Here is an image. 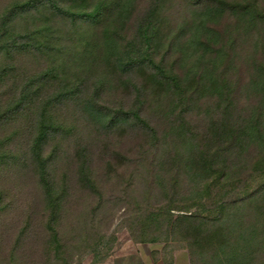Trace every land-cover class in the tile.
Masks as SVG:
<instances>
[{"label": "trees", "instance_id": "16d2710c", "mask_svg": "<svg viewBox=\"0 0 264 264\" xmlns=\"http://www.w3.org/2000/svg\"><path fill=\"white\" fill-rule=\"evenodd\" d=\"M175 1L153 0L135 19L139 0H0L1 82L17 57L49 58L36 74L11 76L13 85L0 91V122L29 111L44 90L41 81L59 84L37 108L28 151L47 212L45 264H71L64 257L71 247L61 241L69 188L66 180L55 186L53 156L44 152L64 128L49 105L73 99L88 81L95 95L132 91L134 102L116 113L94 99L85 112L103 128L129 122L144 129L154 158L169 167L158 205L136 213L133 242H173L190 264H264V0H187L173 13ZM66 36L69 43L56 46ZM77 158L79 184L100 198L87 153ZM106 258L93 254L91 264Z\"/></svg>", "mask_w": 264, "mask_h": 264}, {"label": "rangeland", "instance_id": "374dc122", "mask_svg": "<svg viewBox=\"0 0 264 264\" xmlns=\"http://www.w3.org/2000/svg\"><path fill=\"white\" fill-rule=\"evenodd\" d=\"M152 1L139 0L135 19ZM185 2L187 0L175 1L171 6L173 13ZM70 37L66 36L62 45L56 46H66ZM48 60L37 53L17 57V65L9 64L16 65V68L9 73L6 71V83L1 82L3 77L0 80V91L6 92L13 85L10 79L19 74L33 75L42 71ZM4 65L5 61L0 60V68ZM39 85H45L44 90L29 111L0 122V155L6 154L0 157V264H45L49 261L45 256L47 212L44 196L28 151L36 133L33 122L37 121V108L57 94L59 84L46 80ZM94 93L95 85L88 81L82 84L80 93L73 99L49 105V114L64 128L52 134L44 145V152L53 156L50 168L55 186L60 188L62 181L66 180L69 188L62 207L61 241L71 248L65 247L64 257L71 264L80 260L82 264H91L93 254L96 259L107 256L106 260L119 256L125 259L139 257L146 263L151 256L153 262H167L171 258L173 264L175 255L178 264H182L181 260L189 255L185 249H179V245L173 242L166 245L163 242L136 244L130 234L138 228L140 218L136 213L145 208L151 211L160 202L158 184L162 181L164 186H169L170 176L166 174L169 167L154 158V150L144 135V129L129 127V122L122 128H103L96 120L90 119L88 111L85 112L88 100L94 99L108 112L116 113L114 111L120 104L127 108L134 102V94L114 87L105 88L98 95ZM14 97L15 93L6 99L11 103ZM150 113L154 119L159 117L155 112ZM82 149L87 153L89 172L100 198L79 184L77 157ZM96 206L98 209L93 211ZM22 230L23 241L16 246L14 243H18ZM94 245L98 247L92 252ZM15 247H18L16 253L12 252ZM50 256L54 257L52 252ZM124 262L130 263L131 260Z\"/></svg>", "mask_w": 264, "mask_h": 264}, {"label": "crops", "instance_id": "0c3cea01", "mask_svg": "<svg viewBox=\"0 0 264 264\" xmlns=\"http://www.w3.org/2000/svg\"><path fill=\"white\" fill-rule=\"evenodd\" d=\"M148 263L146 262H143L144 260L139 258V257H136V258H131V259H125L124 257H110L108 260H106L103 264H164L163 261L159 260V261H155L153 262L152 261V258L151 256L148 257ZM125 260H131V262L127 263V262H124ZM182 264H189V258L187 259H182L181 260ZM173 264H178V257H176L175 255L173 256Z\"/></svg>", "mask_w": 264, "mask_h": 264}]
</instances>
